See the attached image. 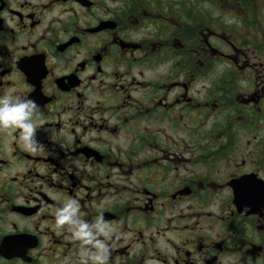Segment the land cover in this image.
<instances>
[{"label":"flooded vegetation","instance_id":"1","mask_svg":"<svg viewBox=\"0 0 264 264\" xmlns=\"http://www.w3.org/2000/svg\"><path fill=\"white\" fill-rule=\"evenodd\" d=\"M4 94L0 264H79L69 198L107 264H264V0H0Z\"/></svg>","mask_w":264,"mask_h":264},{"label":"clouds","instance_id":"2","mask_svg":"<svg viewBox=\"0 0 264 264\" xmlns=\"http://www.w3.org/2000/svg\"><path fill=\"white\" fill-rule=\"evenodd\" d=\"M37 115L34 100L10 94L0 96V131L14 133L17 142L30 152L37 151L40 145L34 124ZM53 216L55 226L66 228L70 239L81 249L79 264H107V241L113 232L111 225L105 221L103 212H99L92 222L84 220L80 215L79 202L69 198L56 208Z\"/></svg>","mask_w":264,"mask_h":264}]
</instances>
